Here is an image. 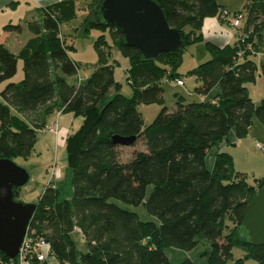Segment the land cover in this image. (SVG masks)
<instances>
[{"label":"trees","instance_id":"16d2710c","mask_svg":"<svg viewBox=\"0 0 264 264\" xmlns=\"http://www.w3.org/2000/svg\"><path fill=\"white\" fill-rule=\"evenodd\" d=\"M98 1L88 4L84 30H110L116 49L129 60L132 97L111 90L114 70L100 40L95 44L97 68L86 79L69 82L79 66L70 58L59 27L75 18L73 0L42 8V21L27 23L32 38L18 54L0 40V84L15 76L18 61L23 69L20 82H9L0 91V159L30 157L38 130L55 109L82 118L81 127L65 139V181L46 186L29 227L49 242L58 264H170L166 248L190 251L200 242L208 245L206 264H228L234 248L245 252V260L264 264V247L250 246L240 236L248 202L264 182L252 187L236 180L232 157L226 152L217 153L212 168L206 167L208 152L228 141L232 132L238 140L245 138L254 117L264 125V98L253 103L245 88L254 82L256 66L244 58L251 53L247 43L264 31V0H250L247 29L251 33L243 44L219 48L205 43L211 60L191 70L200 82L196 93L207 96L217 87L214 98L189 104L178 101L171 112L162 108L148 126L138 106L161 102L160 80L178 79L173 72L183 48L203 42V22L217 16L219 7L216 0H153L184 45L143 61L139 51L124 44L118 27L93 21ZM3 31L2 35L21 33L22 27L7 25ZM261 69L264 74V61ZM113 136L133 137L132 145L142 139L145 150L121 163V146L112 142ZM19 190L13 188L15 201ZM112 200L131 206L145 202L147 214L159 224L140 221ZM76 229L86 243L85 254L78 253L72 239ZM0 259L8 257L0 252ZM179 264L195 263L185 259Z\"/></svg>","mask_w":264,"mask_h":264},{"label":"rangeland","instance_id":"374dc122","mask_svg":"<svg viewBox=\"0 0 264 264\" xmlns=\"http://www.w3.org/2000/svg\"><path fill=\"white\" fill-rule=\"evenodd\" d=\"M73 1L76 7L75 18L70 22L61 23L59 27L60 34L68 47L70 58L79 66L78 74L69 79V82L75 84L78 77L84 80L97 68L99 58L95 44L97 42L99 43L100 40L103 42L101 45L102 49L107 52L108 64L112 66L114 70L115 82L111 90H117L123 96L132 97L133 89L128 82L129 60L123 57L116 49L114 39L109 29L105 31L99 29L84 30V20L86 16H84L83 13L84 10H88L89 12L88 4H90L92 0ZM216 4L219 7V11L225 9L222 7H226L232 14L236 12H241L243 14L244 19L238 30L233 28L227 21L221 19L225 28L234 36L231 45L237 42L243 44V42H241V37L246 36V40L251 33V29H247L250 0H216ZM249 42L250 43H247L246 49L251 53L244 58L246 61L255 64L256 72L254 82L246 83L245 88L253 103L258 104L264 98V74L261 69V65L264 61V31H262L259 36L252 38ZM205 43L204 41L195 42L183 48L180 63L173 72L175 76L183 82V87H178L173 81L169 82L166 77H163L159 82V86L163 89L161 102L138 106L137 109L142 116L144 126L150 125L164 107L171 112L175 109L176 102L178 101L184 104L199 102L200 95L196 93V89L200 86V82L197 78L191 76L190 72L199 65H205L211 60V54L207 50ZM242 54L243 52L237 54L240 56L239 63H243L245 60L241 57ZM20 76L22 77L20 79H23L21 61H19L17 74H15L12 79L19 78ZM9 81L0 84V91ZM214 90L208 94L211 96L208 100H212L219 91V89L216 91ZM65 116L66 114H62L59 111L50 116L48 118V125L37 132V142L30 157L27 159L19 157L13 160L17 166L27 172L29 177L28 182L19 190L17 201L24 204H37L49 182L51 170L54 169L57 173L61 172L63 176L66 174V150L63 145L65 143V137L59 140L55 133L49 132L52 124H56L58 129H60L62 125H68L69 120L67 122L65 120L70 117ZM77 122L80 123V120H75L73 128L68 126V131L70 133H73L75 129H77ZM226 143L227 145L223 144L222 146H224V151L229 153L232 157V169L237 176L235 179H243L247 185L252 187H256L259 181L264 182V153L257 148L258 144L264 148V125L254 117L249 133L245 138L238 140L232 132ZM218 147L216 146L211 149L212 151L209 153V158L212 157L213 152H215ZM144 150L145 147L142 139L136 141L134 145L121 146L118 148L119 161L125 163L132 158L135 152ZM151 191L152 186L147 189L146 199ZM111 202H114L123 209L135 213L142 222L159 224L155 218L147 214L144 207L145 202L139 206H131L115 200ZM226 225L228 227L231 226L228 221ZM72 239L78 253L85 254L87 252V246L82 236L74 232L72 234ZM206 251H208V245L203 242H200L196 248L190 251H183L175 248H166L164 250L170 264H179L185 259H190L195 264H206L207 260L204 256V252ZM244 256L245 252L243 250L234 248L232 250V259L228 264H234L237 260H243V264H258L251 259L245 260ZM48 264L58 263L53 258H50Z\"/></svg>","mask_w":264,"mask_h":264},{"label":"water","instance_id":"95a60500","mask_svg":"<svg viewBox=\"0 0 264 264\" xmlns=\"http://www.w3.org/2000/svg\"><path fill=\"white\" fill-rule=\"evenodd\" d=\"M92 19L97 24L114 25L124 35V44L153 61L159 54L176 52L183 47L179 31L171 28L162 9L153 0H99ZM112 142L130 146L133 137L113 136ZM29 180L27 172L14 161L0 159V252L9 259L18 254L36 204L15 201L13 188ZM240 236L253 247H264V186L249 200L240 226Z\"/></svg>","mask_w":264,"mask_h":264},{"label":"crops","instance_id":"0c3cea01","mask_svg":"<svg viewBox=\"0 0 264 264\" xmlns=\"http://www.w3.org/2000/svg\"><path fill=\"white\" fill-rule=\"evenodd\" d=\"M62 0H0V40L4 43V46L10 50L13 54H18L19 51L24 47L26 42L32 38V34L27 29V23L32 21L41 22L43 18L42 8L60 2ZM229 10L226 7H222ZM84 10V9H83ZM230 11V10H229ZM88 10H84V16H86ZM223 21L221 20L219 13L217 16L212 18H206L203 22L202 29L200 31L203 41L206 43H211L219 48H223L226 45H231V42L234 40V36L229 30L225 28L222 24ZM7 25H20L22 27L21 33H7L3 34V29ZM19 69V61L17 63V71ZM17 74V72H16ZM21 76L19 78L10 79L9 82L17 83L20 82L22 79ZM179 79V78H178ZM8 82V81H7ZM170 82V81H169ZM184 86V85H183ZM218 88L216 87L214 91ZM113 93V92H112ZM211 96H199V101L208 100ZM58 112V109H55L51 114L46 117L45 126L48 125V118L52 116L54 113ZM65 117H70L66 119L67 122L69 120L68 125H62L60 129H58V138L59 140L66 137L69 134H72L68 131V126L73 128V124L75 120H80V123L76 124V128L74 132H76L82 124V118L77 117L73 114H66ZM53 125V124H52ZM51 125V126H52ZM44 126V128H45ZM39 131V130H38ZM73 132V133H74ZM227 142V141H226ZM224 141V145H227ZM220 143L219 147L216 148L215 152H213L212 157L209 158V152L206 156V167L207 169H211L213 165V161L215 155L219 152H225L223 144ZM64 145V144H63ZM221 145V146H220ZM59 177H56V183L64 182L67 176L66 174L63 176L61 172H58Z\"/></svg>","mask_w":264,"mask_h":264},{"label":"built area","instance_id":"2783aa9c","mask_svg":"<svg viewBox=\"0 0 264 264\" xmlns=\"http://www.w3.org/2000/svg\"><path fill=\"white\" fill-rule=\"evenodd\" d=\"M219 16L223 21H227L233 28H236L237 30L244 19V16L241 12L232 14L226 9L219 11ZM245 37L246 36L241 37V42H244ZM173 82L178 87H183L184 85L180 79H176ZM49 132L55 133L58 137L57 125L53 124L49 129ZM257 148L264 153V148L262 146L258 144ZM57 175L58 173L56 170L52 169L47 185H53L56 177H59ZM76 232L79 233L80 231L76 229ZM50 258H53V255L49 242L46 241L42 235H39L35 229H31L28 225L26 234L16 257L13 259L8 258V260L0 259V264H48V260Z\"/></svg>","mask_w":264,"mask_h":264}]
</instances>
